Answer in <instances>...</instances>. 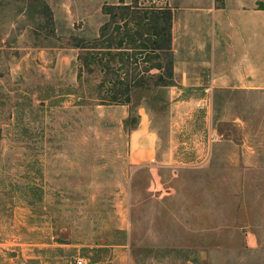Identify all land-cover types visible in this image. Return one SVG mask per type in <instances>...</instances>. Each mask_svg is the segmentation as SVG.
Returning <instances> with one entry per match:
<instances>
[{
    "label": "rangeland",
    "instance_id": "1",
    "mask_svg": "<svg viewBox=\"0 0 264 264\" xmlns=\"http://www.w3.org/2000/svg\"><path fill=\"white\" fill-rule=\"evenodd\" d=\"M210 1L0 0V264H264V87L182 69Z\"/></svg>",
    "mask_w": 264,
    "mask_h": 264
},
{
    "label": "crops",
    "instance_id": "2",
    "mask_svg": "<svg viewBox=\"0 0 264 264\" xmlns=\"http://www.w3.org/2000/svg\"><path fill=\"white\" fill-rule=\"evenodd\" d=\"M215 1L211 0L209 5L205 3L203 8L209 12L212 23L210 37L203 44H198L206 49L203 58L197 62L194 60L196 66L189 62L186 70L184 66L182 67L183 71L194 73L191 85L195 87L203 85L200 73L208 72L211 80L206 81L203 87L209 94L220 87H247L249 85L250 87H264V80L261 83L257 82L261 78L259 73H264V68L259 66L260 41L261 38L264 39L260 21L261 18L264 20V8H244L242 6L229 8L226 5H217ZM193 7L202 9L199 5ZM232 47L238 50L233 51ZM196 48L197 54L201 53L199 47ZM194 54L196 55V51ZM191 55L192 53H189V56ZM250 78V84L244 82L245 79ZM262 78L264 79V76ZM155 140V135L148 127L140 125L135 129L131 134L133 160L135 162L150 160Z\"/></svg>",
    "mask_w": 264,
    "mask_h": 264
},
{
    "label": "built area",
    "instance_id": "3",
    "mask_svg": "<svg viewBox=\"0 0 264 264\" xmlns=\"http://www.w3.org/2000/svg\"><path fill=\"white\" fill-rule=\"evenodd\" d=\"M80 263H82V261H79Z\"/></svg>",
    "mask_w": 264,
    "mask_h": 264
},
{
    "label": "trees",
    "instance_id": "4",
    "mask_svg": "<svg viewBox=\"0 0 264 264\" xmlns=\"http://www.w3.org/2000/svg\"><path fill=\"white\" fill-rule=\"evenodd\" d=\"M264 8V7H263ZM167 28V27H166ZM168 29V28H167Z\"/></svg>",
    "mask_w": 264,
    "mask_h": 264
}]
</instances>
